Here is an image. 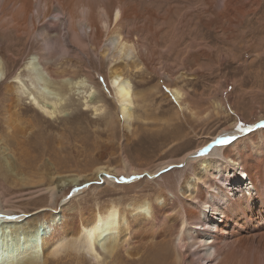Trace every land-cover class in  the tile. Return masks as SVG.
<instances>
[{
	"label": "rangeland",
	"instance_id": "1",
	"mask_svg": "<svg viewBox=\"0 0 264 264\" xmlns=\"http://www.w3.org/2000/svg\"><path fill=\"white\" fill-rule=\"evenodd\" d=\"M213 1L134 0L145 5L140 10L145 16L150 10L159 17L137 35L153 52L152 63L148 61L151 68L129 79L133 88L144 95L142 102L133 106L136 117L130 132L123 127L111 93L109 62L99 52L87 50V55H80L79 63L77 56L73 57L77 64L74 74L102 105V115L85 110L76 92H71L65 102L66 117L54 121L24 104L19 115L24 124L34 128L27 139L12 141L6 127L12 96L7 86L18 72L25 74V65L39 47L33 37L0 34V61L6 74L0 84V136L8 147L9 163L14 165V171L7 170L0 152V193L5 197V207L14 210L12 215L20 216L25 211L28 216L22 220L26 223L44 222L39 208L46 205L48 196L35 197L53 183L46 178L48 174L70 175L82 183L68 189L60 187L54 211L49 213L64 210L76 218L83 210L111 203L128 210L136 202H155L162 192L177 194L181 207L184 199L178 194L177 174L184 165L170 170L166 166L158 174L157 167L164 162L175 166L188 152L206 146L222 130H236V125L241 126V136L225 146L227 152L242 162L247 172L264 169V0H230V9L226 7L228 0ZM175 88L184 94L182 110L169 97ZM124 161L139 173L129 174L130 178L125 172L116 174L115 187L95 180L84 182L85 178H93L100 166L124 170ZM195 167L199 168V163ZM186 178H193L191 171L186 172ZM254 220L260 222L256 215ZM255 225L252 221L246 229L240 228L234 240L248 237L249 244L257 247L255 240L259 242L260 236ZM173 232L170 226L164 230L148 228L138 240L155 236L164 242L168 263L173 264ZM0 244L6 242L1 238ZM158 253L162 261L163 251ZM121 255L125 253L121 251Z\"/></svg>",
	"mask_w": 264,
	"mask_h": 264
},
{
	"label": "bare ground",
	"instance_id": "2",
	"mask_svg": "<svg viewBox=\"0 0 264 264\" xmlns=\"http://www.w3.org/2000/svg\"><path fill=\"white\" fill-rule=\"evenodd\" d=\"M230 6L233 5L228 0L226 7ZM144 7L134 0H0V34L33 37L39 47L25 65V74L18 72L7 86V93L12 96L6 127L12 141L27 139L34 128L24 124L19 115L24 104L37 115L54 121L66 117L65 102L71 92H76L83 99L79 103H83L85 110L102 115V105L74 74L77 64L73 57L77 56L79 63L80 55H87V50L99 52L109 62L111 93L123 127L130 132L136 117L133 106L144 95L133 88L129 79L151 68L153 52L137 35L159 17L150 10H146L145 16L140 12ZM5 80L0 61V84ZM169 97L183 109L184 94L180 89H172ZM240 128L236 125V130H222L206 146L184 155L175 166L164 162L156 168L158 174L166 166L172 169L184 165L177 174L178 194L184 199L181 207L177 194L162 192L155 202H136L128 210L111 203L96 210H83L76 218L64 210L49 213L54 211L60 187L68 189L82 183L70 175L48 174L46 178L53 183L35 197L48 196L46 205L39 208L44 222L28 224L22 220L28 214L21 211L20 216L12 215L14 210L5 207V197L0 193V235L6 242L1 245L0 264H169L164 242L155 236L138 240L148 228L164 230L168 226L174 230L170 240L173 264H264V169L247 172L242 162L225 148L241 136ZM225 137L226 144H216ZM202 148L209 149L204 156L199 155ZM0 150L6 169L14 171L2 135ZM19 160L22 161V156ZM195 163H199V168L196 169ZM123 169L100 166L93 172V178H85L84 182L95 180L115 187L118 174L125 172L130 178L129 174L139 173L127 161ZM187 171L192 172V179L186 178ZM255 215L260 222L254 220ZM252 221L256 224L254 228L259 229L258 238L263 237L262 242L255 240L257 247L249 244L248 237L234 240L238 230L246 229ZM161 250L162 261L158 253ZM66 256L68 260H64Z\"/></svg>",
	"mask_w": 264,
	"mask_h": 264
},
{
	"label": "snow or ice",
	"instance_id": "3",
	"mask_svg": "<svg viewBox=\"0 0 264 264\" xmlns=\"http://www.w3.org/2000/svg\"><path fill=\"white\" fill-rule=\"evenodd\" d=\"M102 79H103V78L101 77V80H102ZM226 138H227V137H225V138H221V139H218V140L216 141V144H219V145L226 144V143L228 142V140H227ZM208 151H209L208 148H202V149L199 150V155H200V156H204L205 153H207Z\"/></svg>",
	"mask_w": 264,
	"mask_h": 264
},
{
	"label": "water",
	"instance_id": "4",
	"mask_svg": "<svg viewBox=\"0 0 264 264\" xmlns=\"http://www.w3.org/2000/svg\"><path fill=\"white\" fill-rule=\"evenodd\" d=\"M0 242H1V235H0ZM2 249V246L0 244V250ZM2 256V254L0 255V257Z\"/></svg>",
	"mask_w": 264,
	"mask_h": 264
}]
</instances>
